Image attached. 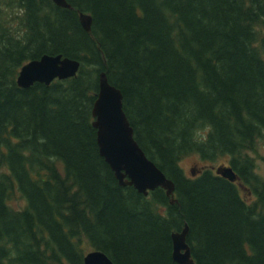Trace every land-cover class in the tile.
<instances>
[{
    "label": "trees",
    "instance_id": "1",
    "mask_svg": "<svg viewBox=\"0 0 264 264\" xmlns=\"http://www.w3.org/2000/svg\"><path fill=\"white\" fill-rule=\"evenodd\" d=\"M67 1L0 0V264H84L91 250L114 264H180L172 234L186 224L196 264H264L252 156L264 145V0ZM46 53L79 59V73L20 87V68ZM103 71L174 181V203L163 188L120 185L100 154ZM188 156L227 161L239 179L190 177Z\"/></svg>",
    "mask_w": 264,
    "mask_h": 264
},
{
    "label": "water",
    "instance_id": "2",
    "mask_svg": "<svg viewBox=\"0 0 264 264\" xmlns=\"http://www.w3.org/2000/svg\"><path fill=\"white\" fill-rule=\"evenodd\" d=\"M64 8L73 6L67 0H53ZM81 24L87 32L92 31L93 17L80 12ZM81 61L63 54H43L26 62L19 71L17 83L22 88H30L35 83L50 85L55 80L75 77ZM122 90L109 82L107 73L101 72L99 92L93 105V126L97 129L100 154L114 171L122 186H133L140 193L148 195L157 188L166 190L171 203L175 199V183L151 160L135 138V131L124 110ZM216 173L233 182L239 179L230 165L216 168ZM196 176V172L192 171ZM189 226L172 234L173 258L180 264H196L187 242ZM84 264H114L102 250H91L84 256Z\"/></svg>",
    "mask_w": 264,
    "mask_h": 264
},
{
    "label": "rangeland",
    "instance_id": "3",
    "mask_svg": "<svg viewBox=\"0 0 264 264\" xmlns=\"http://www.w3.org/2000/svg\"><path fill=\"white\" fill-rule=\"evenodd\" d=\"M252 156L255 158L256 172L264 177V145L263 144L258 145L256 151L252 152ZM226 162L224 160L223 161L219 160L215 163L201 162L196 156H188L181 161V166L182 168H184L185 173L188 176L194 177L192 175V171H195L196 175H198L205 168H211L214 172H216V168L219 166L227 165ZM243 194L249 201L252 200V198L249 197L244 190H243ZM21 204H24L23 199L14 200L15 206H19Z\"/></svg>",
    "mask_w": 264,
    "mask_h": 264
}]
</instances>
